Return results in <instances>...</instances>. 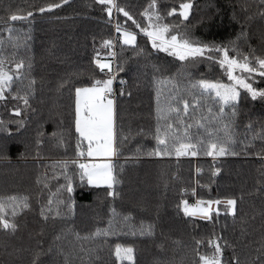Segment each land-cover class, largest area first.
<instances>
[{"label": "trees", "instance_id": "16d2710c", "mask_svg": "<svg viewBox=\"0 0 264 264\" xmlns=\"http://www.w3.org/2000/svg\"><path fill=\"white\" fill-rule=\"evenodd\" d=\"M50 2L53 0H0V39L4 40L0 51L9 59H24L26 65L30 60V75L36 81L31 106L21 116L12 114L16 101L9 100L7 107L0 102V120L6 122L7 128L0 127V197L26 196L30 205L15 218L18 229L14 234L0 231V264H32L37 253V264H66L65 257L67 264H119L114 255L117 243L134 248L135 264H195V241L204 240L199 251L210 255L207 241L213 236L222 238V246L227 242L223 250L226 264H232L234 256L239 264H260L257 256L264 253V99L253 100L239 89L236 116L227 110L224 120L232 123L235 155L215 159L204 155L149 156L147 153L156 146L157 89L162 107L174 93L172 84L156 81L176 82L181 88L179 95L191 103L198 93L190 95L185 90L188 82L208 79L230 83L224 70L208 61L182 64L152 49L131 21L125 23V18L115 12L110 20L95 0H68L51 13L34 12L27 21L8 19L10 12L24 14ZM117 2L136 20L147 23L140 13L149 0ZM158 2L164 11L173 5L178 7L181 0ZM192 3L189 21L185 23L195 38L231 47L229 41L243 31L246 37L238 41L241 53L254 50L255 55L264 56L262 0ZM117 19L138 33L137 45L143 49L142 54L120 43L115 30ZM167 21L179 23L175 16L167 17ZM6 22L17 30L14 37H19V47H13L8 40ZM105 39L113 40V72L117 66L124 69L116 73L113 82L117 150L113 171L119 181L113 190L118 195L108 196L109 189L89 186L86 179L81 182L79 169L69 163L68 174L73 177L74 188L71 197L75 202L69 211L56 201L67 202L69 197L65 189H60L66 183L60 164L77 159L75 88L107 78L108 70L101 72L94 63L97 52L102 61L112 60L109 50L102 47ZM262 79L257 77L254 86L264 88ZM121 80L125 81L123 85ZM200 104L195 115L218 114L219 106L212 99H201ZM19 106L23 110L24 106ZM192 114L190 110L189 116L183 117L185 122H191ZM172 116L176 126L175 114ZM61 136L63 143L59 142ZM83 147L86 149V144ZM50 197L52 212L47 211ZM226 198L236 199L235 216L227 214L223 205L219 206L220 215L213 213L211 221L185 216L182 211L183 200L194 205L198 199ZM41 208L45 209L47 220L41 216ZM57 208L61 214L54 218ZM125 216L129 217L127 222ZM109 220L121 229L120 234L76 239L77 233L80 237L91 236L98 228H107ZM141 226H151L152 234L140 235ZM132 230H136V235L131 234Z\"/></svg>", "mask_w": 264, "mask_h": 264}, {"label": "snow or ice", "instance_id": "6c2138e0", "mask_svg": "<svg viewBox=\"0 0 264 264\" xmlns=\"http://www.w3.org/2000/svg\"><path fill=\"white\" fill-rule=\"evenodd\" d=\"M95 2L103 7L110 20L115 12L125 18V23L131 21L132 25L139 30V34L147 38L152 49L166 53L182 64H195L202 61L218 64L224 70V74L230 82L223 83L220 80L208 79L190 80L185 90L190 95L198 93V97H194V101L190 103L182 95H179L181 88L176 82L168 79L156 81L157 84H172L174 93L169 96L167 103L162 107L160 104V90L157 89V125L154 135L156 146L147 155L156 157L175 156L177 158L204 155L213 159L228 154L235 155L236 153L232 151V146L235 144L232 123L224 120V117L228 114L227 110H230L232 117L236 116V105L240 98L239 89L245 90L253 100L257 98L264 99V88L254 86L257 77L264 78V56L255 55L254 50L247 54L241 53L238 41L246 37V33L241 31L235 40L229 41L231 47L226 44L204 42L195 38L188 30L189 25L185 23L189 21L193 9L192 0H181L178 7L173 5L164 11L161 10L158 0H149V3L140 13L147 22L146 24L136 20L132 13L119 4L117 0H95ZM66 3H68V0H58V2L53 0V2L36 7L24 14L10 12L8 19L10 22L27 21L34 16V12L40 14L51 13ZM262 3H264V0H262ZM261 15L264 16V12ZM174 16L179 20V23L167 21V17ZM115 30L119 33V41L122 45L132 46L137 54L143 53V49L137 45L138 33L136 31L125 27L119 19L116 20ZM4 31L8 33V40L12 41L13 47H19V37H14L17 30L13 24L6 22ZM3 45L4 40L0 39V49L3 48ZM113 46L112 39H105L102 42V47L109 50L108 55L112 57V60L102 61L99 59L100 52L96 53L94 59V63L101 72L105 69L108 70L107 78L96 79L90 86L75 88L74 127L75 133L78 134L76 141L77 159L70 162H61L60 166L63 169L61 175H63L66 183L60 185V189H65L69 197L67 202L62 199L56 201L57 205H66L69 211L72 210L75 203L71 197L74 188L73 177L68 174L69 163L74 164L79 169L78 175L81 182L86 179L89 186H106L109 189L108 196L118 195L113 189L119 181L114 175V166L111 162V158L117 154L114 147L115 102L112 86L116 79V73L124 69L117 66L116 73L113 72L112 63L116 57V53L111 51ZM25 68H27V72ZM31 68L30 60L26 65L24 59L17 60L14 56L9 59L0 51V102H3L7 107L9 100L16 101L17 104L12 108V114L17 117L21 116L22 112L31 106L30 97L34 94L36 83L30 75ZM261 82H264V79ZM120 83L123 85L125 81L121 80ZM121 95H123V91H121ZM205 98L212 99L219 106L218 114L195 115L201 107L200 100ZM20 104L24 106L23 110L19 106ZM180 105H182V108ZM190 110L193 113L190 117L191 122H185L183 117H188ZM207 111L212 114L211 107H208ZM172 114H175L176 126H174ZM162 121L163 123H161ZM12 122L21 126L23 124V121H9V123ZM0 127L7 130L4 120H0ZM55 135L54 132L53 136ZM59 142L63 143L62 136ZM84 144H86V149L83 147ZM85 157L88 159L84 160ZM213 174L215 175V172ZM45 187H48V185L45 184ZM60 189H57V191L59 192ZM193 194H195L194 189ZM181 203L185 216H199L201 219L211 221L213 213L216 216L220 215V205H223L227 214L235 216L237 201L235 198H226L223 200L198 199L194 205H190L187 200H183ZM52 204L53 200L50 197L48 212H52ZM28 208H30V205L26 196L9 195L0 197V231L14 234L18 229L15 218ZM40 214L45 220L48 219L44 208H41ZM60 214L59 208H57L54 218ZM115 215L113 209V216ZM128 220L129 217L125 216L124 221L127 222ZM120 232L121 229L117 227L113 220H109L107 228H98L91 236L80 237L78 233L75 235L78 240H88L101 236H114L120 234ZM131 234L136 235V230H132ZM139 234L151 235V226L147 228L141 226ZM56 239L59 240L60 237L57 236ZM221 239V237L216 236L208 239L207 247L211 249L210 255L199 251V247L204 245L205 241L196 240L197 247L193 251L198 259L195 264H226L223 260V250L227 246V242L225 241L222 246ZM83 250L81 248V251ZM257 251L261 253L260 249ZM39 255L40 253L35 255L32 264H37ZM114 255L119 264H123L124 261H127L128 264H135L134 248L131 246L117 243ZM257 259L260 264H264V253L258 255ZM65 261L67 264V257H65ZM232 264H239V260L235 256L232 259Z\"/></svg>", "mask_w": 264, "mask_h": 264}, {"label": "rangeland", "instance_id": "374dc122", "mask_svg": "<svg viewBox=\"0 0 264 264\" xmlns=\"http://www.w3.org/2000/svg\"><path fill=\"white\" fill-rule=\"evenodd\" d=\"M238 75L240 74V73H237ZM113 87V86H112ZM114 98V97H113ZM114 102H115V100H114ZM114 107H115V103H114ZM114 131H115V124H114ZM115 135H116V131H115ZM114 147H115V142H114ZM114 159H115V155L111 158V162H112V164H113V161H114ZM101 187H106V186H101Z\"/></svg>", "mask_w": 264, "mask_h": 264}, {"label": "crops", "instance_id": "0c3cea01", "mask_svg": "<svg viewBox=\"0 0 264 264\" xmlns=\"http://www.w3.org/2000/svg\"><path fill=\"white\" fill-rule=\"evenodd\" d=\"M214 207H216V206H214ZM192 218H197V219H201L199 216H197V217H192ZM202 220H204V219H202Z\"/></svg>", "mask_w": 264, "mask_h": 264}, {"label": "built area", "instance_id": "2783aa9c", "mask_svg": "<svg viewBox=\"0 0 264 264\" xmlns=\"http://www.w3.org/2000/svg\"><path fill=\"white\" fill-rule=\"evenodd\" d=\"M114 48V47H113Z\"/></svg>", "mask_w": 264, "mask_h": 264}]
</instances>
